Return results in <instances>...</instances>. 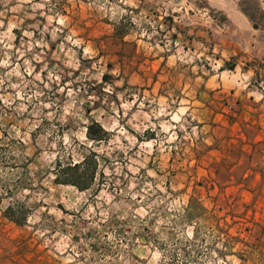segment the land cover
Instances as JSON below:
<instances>
[{
	"label": "rangeland",
	"instance_id": "obj_1",
	"mask_svg": "<svg viewBox=\"0 0 264 264\" xmlns=\"http://www.w3.org/2000/svg\"><path fill=\"white\" fill-rule=\"evenodd\" d=\"M240 1L0 0V264H264V0ZM85 158L87 189L55 182Z\"/></svg>",
	"mask_w": 264,
	"mask_h": 264
},
{
	"label": "trees",
	"instance_id": "obj_2",
	"mask_svg": "<svg viewBox=\"0 0 264 264\" xmlns=\"http://www.w3.org/2000/svg\"><path fill=\"white\" fill-rule=\"evenodd\" d=\"M248 3L249 0H241L240 1L241 10L251 21L255 22L254 16L250 14L247 10ZM95 126L98 127L99 130V134L97 135H93L91 133L92 128ZM104 134L105 132L96 123H92L87 127L86 135L88 139H90L91 141L102 140ZM86 160L87 158H85L83 162L80 164L66 166L62 169L60 168V166H58V168L55 170V182L64 185H72L79 190L87 189L89 187L88 183H91L94 179L95 172H91L90 174H88V172H86V170L83 169V166L86 164L85 162ZM73 172H75L76 174H74ZM78 172L81 173V176L80 175L77 176ZM8 218L12 219L11 216L9 215Z\"/></svg>",
	"mask_w": 264,
	"mask_h": 264
}]
</instances>
